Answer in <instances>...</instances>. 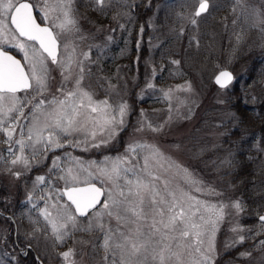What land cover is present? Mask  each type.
I'll return each mask as SVG.
<instances>
[{"label": "rangeland", "instance_id": "rangeland-1", "mask_svg": "<svg viewBox=\"0 0 264 264\" xmlns=\"http://www.w3.org/2000/svg\"><path fill=\"white\" fill-rule=\"evenodd\" d=\"M43 11L44 0H31ZM76 1V19L80 29L79 35L73 33H60L59 29H55L60 41L59 58L65 55L64 44L68 43L69 48L75 47L74 60L82 61L85 68V79L83 87L93 94L94 101L108 100L112 108L107 109L112 113L115 107L119 104H126L127 110L123 117V130L120 131V126L116 127L117 135L110 138V133L113 129L103 123V119L99 113H88L86 117H82L81 122L83 127L78 131H70L67 136L61 137V142L64 147L50 148L44 150L42 143H35V137L32 143L35 148L40 150L42 155H38L36 160H31L32 148H26L23 155L29 157V167H25L22 163H17L15 166L9 162L15 157L7 151L11 145L16 155H20L19 145L15 143L16 140H26L28 120L23 117L19 118L14 124L11 117L16 113H8L5 116L0 113V119L6 120L8 124H12L15 129L9 143H5L7 136L0 131V182L4 184V193L1 197L3 205L5 204L11 211L8 217H3L4 221L9 222L15 217L20 221V234H26L27 227L30 228L29 239L34 242L35 250L40 256L42 264H68V261L59 255V253L74 249V256L70 257V261L74 264H111V255L109 260H105V251L101 247L103 243L102 234L99 232L84 233L75 232L70 238H66L63 243L57 242L53 233L51 224L45 220L42 212L47 210L51 213L50 219L57 221V209L60 205L68 204V200L62 195L63 188L73 186L71 177L68 176V170L71 169L72 175L78 177L79 183L84 184V181L91 174V182L103 186L105 189H110L114 196L118 197L119 189L115 188L113 183L102 174L101 169L110 170L116 157L127 156V159L120 162V168L131 169L135 165L134 171L143 178L147 179L146 175L141 172L144 160L143 157L148 155L147 149H137V153H125V148L128 144L139 143L143 145H155L163 153V156L168 158L167 162L160 161L164 167L153 158L149 160V170L154 174L164 179H171L177 174L175 166L169 168L168 164L175 162V164L182 165L187 168L194 178L203 182L202 187L208 186L214 188L220 195H207L192 190V195L198 197L200 200H208L212 203L225 205L223 212V219L217 225V231L214 237L215 251L209 253L212 257L213 264H243L236 260L228 261L225 257H221L226 248L237 247L245 244L249 237L255 244H261L263 240L258 238L264 234V227L262 222L253 220L252 211L248 209L242 197L235 196V188L232 187L230 192L226 190L229 187H220L215 181V174L218 165L222 164L228 158L229 145L223 146L226 141H234V138L228 140L234 129H238L235 125L238 122V116L230 108L229 95L233 86L237 83L238 87L245 89V79L248 78L244 66L240 63L235 72L231 65L233 62L224 61V64L213 69L211 81L213 86H205L203 77L207 73L206 69H198L193 72H188L182 63V59L186 54V42L193 40L199 48L200 41L196 36V26L200 20H208L213 15L221 16V31L224 32L230 42V47L233 43H239L241 40L249 38L252 40L250 47H256V43L264 41V25H260L259 21L246 19L241 15L242 9L249 15L255 9L260 13H264V0H241L240 4L236 0H209V11L202 16H195V10L199 0H164L163 12L162 6H154L155 13L149 17L147 15L146 24L139 28L138 40L135 48H131L130 28L127 33L125 21L123 20L119 25L115 26H101L95 24L92 30L86 31V17L88 13L101 14L97 6L92 3V0H75ZM54 0H48L51 5ZM127 3V0H111V3L105 8L113 7L112 9H123L121 5ZM85 8L83 14L85 18L81 17L79 6ZM150 2L146 5L149 11ZM126 7H130L128 16L135 21L133 15L136 13L138 4L135 0H131ZM148 7V8H147ZM227 8L228 10H225ZM145 9V10H146ZM235 9V11H233ZM224 11L223 15L220 14ZM44 12V11H43ZM95 12V13H94ZM172 14L173 20L165 28V15ZM218 17V18H219ZM137 18V17H136ZM217 18V19H218ZM196 20V24H192V20ZM235 21V23H233ZM47 22L52 24L59 23L55 19V13H51ZM116 22V21H115ZM108 25V24H107ZM148 30V42L146 48L152 52L153 48L158 46L157 41L163 35H171L178 31L182 36L180 42V49L178 57L172 55L165 61H157L152 58L151 54L142 59V35L146 27ZM143 28V31H141ZM0 36L4 37L1 44L7 46H14L17 40L8 32L0 29ZM187 36V37H186ZM82 37V38H81ZM111 37V39H109ZM237 37H240L238 40ZM26 43V42H25ZM111 43V44H109ZM242 47V45H241ZM23 54V52H21ZM88 57L85 59L84 54ZM134 54L130 62V58ZM233 56V50H226V58ZM223 57V56H222ZM111 60L112 67L106 68V61ZM178 60L179 64H174L172 61ZM99 62V63H98ZM222 62V61H221ZM27 66V62H24ZM258 70L261 76V85L264 86V55L258 61ZM205 68V65H203ZM212 65H210L211 67ZM51 79L49 81V88L44 94L45 99H52L56 96L59 99L64 98L63 93H58L56 90L61 86L62 77L61 69L56 65H51ZM222 69H230L234 72L236 81L226 89L219 88L215 82L214 77L216 73ZM205 70V71H201ZM91 75H88V73ZM79 75V69L76 63L72 65V77L67 82H64V92L72 91L75 87V79ZM158 75H161L158 77ZM209 77V73L207 74ZM93 82H98L94 84ZM152 85V87H149ZM115 86V87H113ZM182 86V87H178ZM190 86V89H189ZM250 98L258 97V93H253L252 86H246ZM165 93H168L166 96ZM18 96L23 98L27 95L24 92H18ZM9 104H5V111ZM31 105L24 108V113L27 116ZM83 111V110H82ZM118 116V114H117ZM92 117H95L94 121ZM43 119V118H42ZM154 127H162V131L153 132L148 125ZM42 125L37 124L35 129L38 130ZM142 128L141 131L136 129ZM95 133V136L92 133ZM44 136H47V131H44ZM76 142H79L78 146ZM99 145L93 147V145ZM258 147V152L261 153V158L264 160V148L259 145V140L254 143ZM86 149V150H85ZM233 152V151H232ZM56 160L58 167L53 166V160ZM107 158V159H106ZM7 161V162H6ZM207 169L211 171H207ZM19 172L20 176L17 178L12 173ZM37 176H44L45 182H36ZM60 177H65L61 179ZM211 177V178H210ZM136 177L133 172H122V178L118 183L124 188L125 193L128 192L127 180H134ZM179 178V177H177ZM214 180V181H213ZM161 181H157L158 187L162 188ZM234 189V190H233ZM256 188L257 194L252 199L254 201L261 200L254 199L260 195L261 190ZM264 189V188H263ZM43 197V199H41ZM30 198V199H29ZM237 200L243 202V210L237 211L233 207V203ZM264 202V196H262ZM264 213V211L262 212ZM261 212H257L258 216ZM249 218L251 222L247 221ZM86 218L77 217L78 222L84 221ZM107 219V218H105ZM194 222L199 223L198 218L194 217ZM95 223V222H94ZM112 225L115 226V220H112ZM27 225V226H26ZM12 225L10 224V232ZM7 229L9 230L8 226ZM236 229V231H233ZM159 235V234H158ZM173 235H178L174 233ZM244 236L243 243L238 242V238ZM26 237V240L28 239ZM209 234H205L202 239L204 244L200 245L202 249L208 247ZM42 239L43 251L40 249L39 242ZM173 243L171 239L166 241ZM185 243L184 241H181ZM28 242L25 243V245ZM175 248V244H173ZM182 259L184 264H194V261L200 259V254L194 251V248L182 249ZM247 252L243 250L241 253ZM241 256V255H240ZM218 260V261H217ZM252 264H264V254L255 258Z\"/></svg>", "mask_w": 264, "mask_h": 264}, {"label": "snow or ice", "instance_id": "snow-or-ice-1", "mask_svg": "<svg viewBox=\"0 0 264 264\" xmlns=\"http://www.w3.org/2000/svg\"><path fill=\"white\" fill-rule=\"evenodd\" d=\"M74 2L75 0H54L49 5L48 0H44L42 9L44 18L48 19L51 13H55V19L59 21V23L54 22L52 26H44L42 22L37 21V16L34 15L36 6L29 0H0V29L12 25L14 29L9 30L24 38L23 41L17 40L15 47L23 52V60L27 62V66H25L20 59L0 49V113L5 116L8 113H16L11 117L13 124L23 117L31 125V127L24 126L27 127V142L23 139L15 141L19 145L20 155H16L11 145L7 149L15 157L9 162L13 166L22 163L25 167H29V157L23 155L26 148L33 149L31 160H36L38 155H42L32 143L34 137L35 143H42L45 151L53 147H64L61 137L83 127L82 117H86L88 113L100 114L104 125L113 129L110 138H114L118 134L115 130L117 126H120V131L123 130V117L128 106L123 103L119 104L112 113H109L107 109L112 108V105L107 99L93 100V94L83 87L85 68L82 61L74 60V46L70 49L69 44L65 43V55L62 59L58 57L60 45L58 35L53 29H59L60 33L65 34L79 35L80 32L76 10L73 7ZM92 3L97 6L98 10L103 11L111 3V0H92ZM236 3L240 4L241 0H236ZM208 8V0H199L195 16H200ZM241 15L246 19L258 20L260 25H264V13L255 9L250 15L242 9ZM191 22L196 24L195 19ZM237 39L239 40L240 37ZM25 41L32 43H25ZM84 56L87 59L88 54L85 53ZM73 63H76L79 75L75 79L74 90L65 93L64 82L72 77ZM172 63L179 64V61L174 60ZM50 64L61 69L62 83L56 91L64 94L63 99L56 96L50 100L42 98L49 88ZM88 75L91 73L89 72ZM232 80L233 76L229 71H220L215 77V83L221 88H227ZM18 92H24L27 95L21 98L17 95ZM165 95L167 96L168 93ZM6 103L10 106L5 111ZM29 105L31 108L26 116L24 108ZM92 119L96 120L95 117ZM37 124L42 125L38 130L35 129ZM148 127L153 132H159L162 131L163 126L158 128L149 124ZM141 130L143 129H136V131ZM0 131L4 132L8 138L5 143H9L15 129L12 124L0 119ZM44 131H47V136L43 135ZM92 135L95 136V133L93 132ZM78 144L79 142H76L75 146ZM98 146L93 145V147ZM137 149L149 150L148 155L143 157L144 163L141 168V172L146 175L147 179L135 173V165L131 169L122 170L120 168V162L127 159V156L116 157L110 170L101 169L102 174L113 183L115 188L119 189V198L114 196L110 189L97 187L92 183L91 174L84 181V186H76L79 183L78 177L72 175L71 169L68 170V176L71 177L73 186L67 187L62 195H66L70 203L58 207V222L50 219L51 213L47 210L42 212L45 220L51 224L56 241L63 243L75 232L89 234L99 232L103 237L101 247L105 251L104 259L109 260L110 254L111 264H184L181 250L187 248H194V251L200 254V259L194 261V264H213L209 253L215 251L214 237L217 225L223 219L225 205L200 200L192 195V190L207 195L218 196L220 193L216 192L214 188L202 187V181L194 178L187 168L175 164V162L169 163L168 167L175 166L177 174L171 179L161 181L160 176L149 170V160L154 158L163 168L164 164L160 161L167 162L168 158L163 156L157 146L139 143L128 144L125 153H137ZM56 160H59V157L53 160L54 167H58ZM222 164L231 166L232 161L226 158ZM122 172H133L136 177L134 180L126 181L129 186L127 193L118 183L122 178ZM12 174L17 178L20 176L19 172ZM60 178L64 179L65 177ZM157 181H161L162 188L158 187ZM36 182L44 183L45 177L37 176ZM242 205L243 202L240 200L233 203V207L237 211L243 210ZM78 216L86 219L78 222ZM194 217L198 218L200 222H194ZM258 219L262 222L261 226L264 227V215H260ZM112 220H115V226L112 225ZM174 233H178V235H173ZM205 234H209L210 238L208 247L202 249L200 245L204 244L202 237ZM169 239L173 243L166 242ZM244 239V236H240L238 242L243 243ZM260 243L264 245V241ZM173 244H175V248ZM74 254V249L59 253L65 261H68V264H74V261L69 260ZM240 255L249 256L250 253L244 252Z\"/></svg>", "mask_w": 264, "mask_h": 264}, {"label": "trees", "instance_id": "trees-1", "mask_svg": "<svg viewBox=\"0 0 264 264\" xmlns=\"http://www.w3.org/2000/svg\"><path fill=\"white\" fill-rule=\"evenodd\" d=\"M138 4L136 8V13L133 15L135 21L128 16L130 12V7H126L131 0H127V3L121 5L123 9H112L113 7H108L106 10L101 11V14L94 15V26L96 23L103 26L114 25L115 28L123 20L126 22V32L128 33L130 28L131 43L130 47L135 48L140 26L144 23L146 24L147 15L149 17L155 13L154 6H162L163 12L166 8L164 7V0H151L149 8L147 10L145 7L150 2V0H135ZM81 10V6H79ZM148 8V7H147ZM146 9V10H145ZM225 10H228L225 8ZM220 14L223 15L224 11ZM100 11V10H99ZM95 13V12H94ZM131 13V12H130ZM132 14V13H131ZM115 17V19H114ZM137 17V18H136ZM172 14L165 15V28L173 20ZM213 15L208 20H200L199 24L196 26V36L200 41V46L197 49V44L193 40L186 42V54L182 59L183 65L186 67L188 72H193L198 69H206L207 73L203 77V84L205 86L211 85V76L213 71L218 68L219 65L224 64V61L233 62L231 68L237 72V67L240 63L244 66L246 75L245 79L246 86H252L253 93H258V97L250 98L247 92L248 89L238 87L237 83L231 90L229 98L230 108L238 116V122L235 125L238 129H234L230 136H227L228 140L234 138L235 140L227 142L223 145L224 147L229 145L228 151L229 155L227 159L232 161V165H218L215 174L216 183L224 188L229 185L226 191L230 192L232 187L235 188V196L242 197L248 206L250 212L252 211L253 220H258L255 214L257 212L264 211V202L262 201V196H264V162L261 158V153L255 150L256 146L254 144L255 140H259V145L264 148V86L261 85V76L258 70V61L263 58L264 55V41L261 43H256V47H250L252 40L246 38L241 40L239 43H233V47H230V42L224 32L221 31V16ZM218 18V19H217ZM116 21V22H115ZM143 22V23H142ZM108 24V25H107ZM150 28L147 26L142 35V59L147 57V54H151L153 59L157 61H167L169 57L175 55L178 57V51L180 49V42L182 36L178 34V31L169 35H163L157 41L158 46L153 48L152 52L146 48L148 42V30ZM187 37V36H186ZM111 44V43H109ZM230 44V45H229ZM242 45V47H241ZM253 45V44H252ZM233 50V56L231 58L225 59L226 50ZM223 56V57H222ZM134 54L130 58V62L133 64L132 60ZM222 61V62H221ZM106 68L110 69L112 67L111 60L106 61ZM99 63V62H98ZM205 65V68L204 66ZM210 65H212L210 67ZM214 69V70H213ZM205 71V70H201ZM209 73V77L207 74ZM161 75H158V77ZM98 84V82H93ZM233 151V152H232ZM207 171H211L210 169ZM211 178V177H210ZM214 181V180H213ZM259 187L258 193L260 195L256 196L254 199L261 200L254 201L252 197L257 194L256 188ZM4 186L0 190V210L9 213L10 209L3 205L1 197H3ZM249 218L247 221L251 222ZM7 226L9 230L7 229ZM10 257V223L4 221V218L0 215V264H38L35 259L28 257L26 259Z\"/></svg>", "mask_w": 264, "mask_h": 264}, {"label": "bare ground", "instance_id": "bare-ground-1", "mask_svg": "<svg viewBox=\"0 0 264 264\" xmlns=\"http://www.w3.org/2000/svg\"><path fill=\"white\" fill-rule=\"evenodd\" d=\"M257 141L258 140H255L254 143H257ZM257 149L258 147L255 148V150ZM1 188L2 186H0V190ZM0 214H3V211L0 210ZM260 215H264V213L261 212ZM79 218L83 219L84 217H79ZM19 223L20 221L17 220L15 217H13V219L10 220V224L12 225V228H11L12 232H10V257H13L12 253L15 255V258L26 259L28 257H32L33 259L37 261L38 264H41L42 261L40 260V256L34 248L35 247V245L33 244L34 242L30 241V239L28 238L30 228L27 227L26 234L24 232V234L21 235L20 234L21 228H20ZM26 237L28 238L27 240H26ZM253 237H249L250 239H248L245 244H241L237 247L226 248V251L221 257L222 258L225 257L228 261L236 260L237 262H240L243 264H252L255 258L260 257L261 254H264V245H261V244L256 245L255 242L252 240ZM258 239L264 241V234L260 236ZM40 241L41 242H39V246H40V249L43 251L42 247H43L44 242H42V239ZM26 242H28V244L25 245ZM243 250H247L250 253V255L240 256V252H242Z\"/></svg>", "mask_w": 264, "mask_h": 264}, {"label": "flooded vegetation", "instance_id": "flooded-vegetation-1", "mask_svg": "<svg viewBox=\"0 0 264 264\" xmlns=\"http://www.w3.org/2000/svg\"><path fill=\"white\" fill-rule=\"evenodd\" d=\"M29 2H31L32 4H34V2H32L31 0H29ZM75 4H76V1L74 2V4H73V7H74V9L77 11V8H76V6H75ZM78 4H81V3H78ZM35 5V4H34ZM36 6V5H35ZM81 17L82 18H85L84 17V13H85V8L82 6V4H81ZM34 15H36L37 16V21L38 22H42V24L44 25V26H51L48 22H47V19H45L44 18V12L43 11H41V10H39V8L36 6V8L34 9ZM86 19H87V21H86V27H81V28H84L86 31H90V30H92L93 29V27H94V19H93V15H92V13H88L87 14V17H86ZM9 29H14V26H12V25H9L8 26V28H5V29H1L2 31H5V32H8V34L10 35H12L13 36V38L14 39H16V40H21V41H23L24 40V38L23 37H19V35H18V33H16V32H14V31H10ZM54 30V32H55V29H53ZM2 39H4V37H2V36H0V41H2ZM26 43H29V44H31L32 42H29V41H25ZM60 42V41H59ZM0 48H2V49H4V50H6V51H9V52H12L14 55H16L17 57H19L22 61H23V63L25 62L24 60H23V54L21 53V51L18 49V48H16L15 47V45L14 46H7L6 44H1L0 43ZM25 64V63H24ZM25 66H26V64H25Z\"/></svg>", "mask_w": 264, "mask_h": 264}, {"label": "water", "instance_id": "water-1", "mask_svg": "<svg viewBox=\"0 0 264 264\" xmlns=\"http://www.w3.org/2000/svg\"><path fill=\"white\" fill-rule=\"evenodd\" d=\"M208 3H209V8H210V2H209V0H208ZM198 5H199V4H198ZM198 5H197V8H198ZM197 8H196V9H197ZM209 8H208V10H207L206 12L202 13L201 15L206 14V13L209 11ZM201 15H200V16H201ZM9 53H10V52H9ZM10 54H12V53H10ZM58 54H59V49H58ZM12 55H14V54H12ZM14 56H15V55H14ZM15 57H16V56H15ZM16 58L19 59L18 57H16ZM21 62H22V61H21ZM220 71H229V72H231V73H232V76H233V80H234V73H233L232 70H230V69H222V70H220ZM220 71H219V72H220ZM219 72L215 75V77L219 74ZM215 77H214V82H215ZM233 80H232V82H233ZM232 82H231V83H232ZM231 83H230V84H231ZM215 84H216V83H215ZM230 84H229V85H230ZM216 85H217V84H216ZM217 86L220 87L219 85H217ZM94 184H96V183H94ZM76 186H81V187H82V186H84V184H83V185H76ZM96 186H97V187H102V186H100V185H98V184H96ZM70 187H71V186H70ZM65 189H66V188L63 189V192H64ZM65 197H66V199L68 200V198H67L66 195H65ZM73 207H74V206H73Z\"/></svg>", "mask_w": 264, "mask_h": 264}]
</instances>
